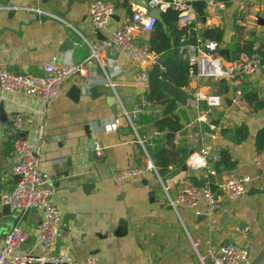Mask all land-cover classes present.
Wrapping results in <instances>:
<instances>
[{
    "label": "crops",
    "instance_id": "1",
    "mask_svg": "<svg viewBox=\"0 0 264 264\" xmlns=\"http://www.w3.org/2000/svg\"><path fill=\"white\" fill-rule=\"evenodd\" d=\"M92 1L11 0L7 5L16 10L0 8V63L9 72L40 76L45 65L64 60L85 62L86 68L83 76L69 79L48 105L36 97L0 89V192L11 190L17 183L12 172V141L18 135L34 139L42 122L40 169L52 180L62 215L57 243L44 251L36 239L41 212L30 210L19 217L11 211L4 213L0 203V246L13 226L19 225L28 234L21 253L65 256L74 264H82L88 257H94L97 264H200L198 256L208 245L228 241L240 245L245 253L249 250V264L264 247V176L253 163L255 137L264 128V107L246 115L225 104L207 115L208 125H199L194 123L196 112L178 104L184 109L183 128L176 142L174 136L168 142L152 122H145L159 114L161 108L148 101L149 90L144 92L138 86L139 69L115 49L108 55V48L103 47L131 9L143 6L145 0H105L113 2L116 10L102 29L94 28L90 22ZM223 1L220 10L204 9L205 21L197 17L194 26L197 32L208 28L222 32L219 51H227L229 60L219 56L227 65L254 46H264V0L244 4L243 0ZM35 10L42 14L38 16ZM135 37L140 44L147 41L148 35L138 32ZM68 39L73 40L74 48L64 51ZM91 49L96 51V58L86 61ZM241 87L254 91L258 100L264 101V65L254 76L243 78ZM73 88L81 90V94L72 97ZM187 89L189 93L196 89L202 94H220L223 100L231 95L230 91L221 94L218 81L208 78L189 79ZM112 98L117 115L109 106ZM44 108L45 116L41 115ZM135 108L142 110L137 116L130 115L129 122L124 113L131 114ZM15 113L24 120L19 134L10 124ZM115 119L116 130L106 132L105 127ZM242 124L248 135L237 141L235 129ZM208 126H214L216 131H206L204 127ZM201 143L212 154L227 153L235 163L230 171L216 164L219 180L251 179L242 197L229 201L222 196V208L212 231L206 227L203 203L177 211L168 205L169 198L175 197L184 184L202 185L198 174L186 164ZM156 145L167 151L166 167L155 166ZM95 146L103 148L101 158L95 156ZM148 159L155 171L120 186L113 183L116 171L140 168ZM236 226L249 228L245 238L234 231Z\"/></svg>",
    "mask_w": 264,
    "mask_h": 264
},
{
    "label": "built area",
    "instance_id": "2",
    "mask_svg": "<svg viewBox=\"0 0 264 264\" xmlns=\"http://www.w3.org/2000/svg\"><path fill=\"white\" fill-rule=\"evenodd\" d=\"M11 0H0L6 4L0 8L16 10L15 6L7 5ZM196 0H145L146 6H135L131 13L125 17L120 27L115 29L110 38L103 43L104 48L115 49L131 65L139 69L138 86L148 92V74L150 64H155L158 57L151 51L147 41L136 43L135 36L138 32L149 35L157 19L150 15V11L157 9L161 13L172 10L177 13L176 26L184 29L191 28L197 21V15L191 7ZM205 9L220 10L224 6L223 0H201ZM254 0H243L252 3ZM116 7L111 1L93 0L89 4L90 22L96 29L105 28L115 13ZM38 16L42 13L34 11ZM196 30V29H195ZM179 55L189 64L188 77L191 80L208 78L212 81L224 80L230 90L231 106L246 115L254 114V106L246 102L241 90L243 78L254 76L264 65V46H254L250 53H243L238 58L224 65L220 61L219 44L211 40L196 39L195 43L181 39L178 49ZM96 58V51L91 49L86 61ZM85 62L73 63L69 60L52 62L44 66L40 76L29 74H14L9 72L0 63V89L7 92L22 93L29 97L40 99L48 105L61 92L64 84L75 76L85 74ZM225 105L220 94H202L194 89L188 92V108L197 114L194 123L207 124L206 117L212 110H219ZM141 108H135L131 114L125 112L124 116L130 122V115L137 116ZM44 108L41 115L45 116ZM11 128L16 133H21L24 125L23 116L15 113L10 118ZM118 119L105 127L106 132L115 131ZM208 125V124H207ZM210 131H216L214 126H208ZM179 132L174 135V141L179 138ZM44 140V126L42 122L37 126L34 139L29 140L18 135L12 141V154L15 163L12 167L13 174L17 177L16 185L9 191L0 192V203L7 205L11 212L23 217L30 210L41 212V224L38 227L36 239L38 246L48 251L58 240L62 215L55 201V190L52 188L50 176L40 169L42 143ZM94 154L97 158L103 155V148L95 146ZM219 155L212 154L209 148L201 143L188 157L187 167L198 174L202 186L184 184L173 198H169L168 205L174 211L179 209H194L199 203L205 207L206 227L209 231L215 229L217 216L222 208V196L229 201L242 197L248 192L251 179L249 177H229L225 180L218 179L216 164ZM253 163L258 173L264 176V151L256 152ZM155 171L153 162L148 159L140 168L132 167L116 171L113 174V183L117 186L139 178L145 173ZM234 231L245 238L248 227L236 226ZM28 239L19 225L6 234L0 246V264H74L67 257L47 256L42 254L20 252ZM200 264H247L244 249L233 242L218 245H208L203 255L198 256ZM82 264H97L94 257H88Z\"/></svg>",
    "mask_w": 264,
    "mask_h": 264
},
{
    "label": "trees",
    "instance_id": "3",
    "mask_svg": "<svg viewBox=\"0 0 264 264\" xmlns=\"http://www.w3.org/2000/svg\"><path fill=\"white\" fill-rule=\"evenodd\" d=\"M161 19L166 30L163 29L161 23L157 22L153 31L148 35L147 42L151 51L158 57L157 59L162 60L164 63L161 74L162 79L169 82L175 88H188L189 64L178 53L181 39L185 37L187 38V42L195 43L198 38L199 40H211L220 44L222 42V32L217 28H208L202 32H197L194 25L188 29H181L176 26L177 13L172 10H166L164 13H161ZM250 52L251 49L246 53ZM218 85L221 94L226 95L230 91L228 84L224 80L218 81ZM241 90L246 102L254 106L255 112L264 107V101L258 100L254 91H248L247 88L242 87ZM147 99L152 103H156L161 109H159V114L151 118V121L145 119V122H152L157 132H163L164 138L170 142L174 134L183 128L181 116L184 115V109L160 89L148 93ZM185 120H187L186 117ZM204 129L209 131L207 127H204ZM235 133L237 141H243L247 138L248 129L246 125L242 124L235 129ZM254 147L256 152L264 151V128L257 132ZM155 151L158 155L155 166L166 167L167 163L164 156L167 154V151L159 145H156ZM219 157V166L224 170L230 171L235 167V163L227 153L221 152Z\"/></svg>",
    "mask_w": 264,
    "mask_h": 264
},
{
    "label": "water",
    "instance_id": "4",
    "mask_svg": "<svg viewBox=\"0 0 264 264\" xmlns=\"http://www.w3.org/2000/svg\"><path fill=\"white\" fill-rule=\"evenodd\" d=\"M143 6H146V3H143ZM191 7L192 9L195 11L197 17L204 22L205 21V4L203 1L201 0H196L193 1L191 3ZM150 15L155 17L157 19V21L159 23L162 24V19H161V15H160V11L157 9H153L150 11ZM163 29H165V26L162 24ZM96 35L99 36V31L96 30ZM73 40L72 39H68L65 41L64 45H63V50L64 51H68V50H72L74 48V44H73ZM111 48L108 49V55H110L111 52ZM219 55L220 56H225L227 60H229V56H228V52L227 51H219ZM163 61L162 60H158L154 66L152 67V69L150 70L149 74H148V80H147V84H148V90L149 92H153L157 89L162 90L166 95H168L170 98H172L177 104H179L182 107H185L187 104V97H188V89L184 88V89H178L173 87L169 82L164 81L162 79V69H163ZM210 84V82H208ZM81 94V90H79L78 88H73L71 91V96L74 97L75 96H79ZM92 94L95 97L97 94L95 93L94 90H92ZM113 102L110 106L112 114L113 115H117L118 111L117 108L114 106V98H112ZM111 100V99H110ZM109 102V101H108ZM225 104L227 105V107H231V101L230 99H225L224 100ZM94 145V144H93ZM93 151V148H90ZM202 186V185H201ZM254 192L251 191L250 194H253ZM3 212L4 213H9L10 212V208L7 205H3ZM249 250L246 251V260H249ZM264 259V247L262 248V250L259 252V254L253 259L251 260V262H249V264H260L261 261Z\"/></svg>",
    "mask_w": 264,
    "mask_h": 264
},
{
    "label": "rangeland",
    "instance_id": "5",
    "mask_svg": "<svg viewBox=\"0 0 264 264\" xmlns=\"http://www.w3.org/2000/svg\"><path fill=\"white\" fill-rule=\"evenodd\" d=\"M103 1H105V0H103ZM212 81V80H211Z\"/></svg>",
    "mask_w": 264,
    "mask_h": 264
}]
</instances>
